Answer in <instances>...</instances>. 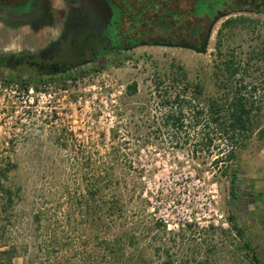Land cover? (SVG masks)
<instances>
[{
    "label": "rangeland",
    "instance_id": "1",
    "mask_svg": "<svg viewBox=\"0 0 264 264\" xmlns=\"http://www.w3.org/2000/svg\"><path fill=\"white\" fill-rule=\"evenodd\" d=\"M58 7L56 3L54 9ZM244 15L249 22L225 29L219 36L226 18L221 19L205 54L140 46L122 53L126 58L120 65L106 59L95 66L98 71L89 66L81 69L87 74L77 75V80H51L38 86L11 83L4 78L9 72L0 69V164L11 161L5 183L13 195L11 203L0 202V228L5 231L0 243L14 245L20 253L13 264H31L26 263L28 257L34 260L32 264L41 262V243L48 238L41 231V209L51 211L66 199V191H78L90 164L109 165L112 150L121 152L114 166L123 191L126 188L130 196L136 186L135 197L127 199L129 207H137L149 221H162L175 233L160 234L157 239L164 238L176 263L250 264L237 249L234 235L222 233L230 230L231 213L230 174L222 171L233 162L218 154L226 143L210 122L208 110L210 97H224L218 87L225 78L217 68L220 49L240 61L242 72L236 80L244 79L243 85L249 86L242 93L253 94L263 104L254 117L258 125L248 146L239 147L241 171L235 200L240 221L248 225L252 238L261 237L264 226L256 222L252 210L254 192H264V138L260 134L264 130V15ZM52 34L0 20V54L39 47ZM179 65L188 72L192 86L184 92L183 86L174 88L165 78L158 87V77ZM134 83L137 92L130 94L127 87ZM176 95L181 96L175 99ZM180 110L183 128L164 124L169 112ZM207 135L213 139L208 149L202 146ZM36 215H40V226ZM210 225L216 229L206 232ZM181 227L184 231L178 236ZM80 230L75 228L70 241L77 253L86 244L79 238ZM262 244L260 238V248ZM153 261L162 263L158 256Z\"/></svg>",
    "mask_w": 264,
    "mask_h": 264
},
{
    "label": "trees",
    "instance_id": "2",
    "mask_svg": "<svg viewBox=\"0 0 264 264\" xmlns=\"http://www.w3.org/2000/svg\"><path fill=\"white\" fill-rule=\"evenodd\" d=\"M117 1L118 11L121 16L123 14L127 26L125 39L135 47L146 42L147 45H171L195 51L202 46L211 25L217 19L226 18L219 30L220 36L225 29H236L240 24L249 22L250 19L245 17V13L264 15V0ZM219 45L220 37L217 46ZM125 58L118 53L109 60L115 65H120ZM217 60V68L225 77L218 83L224 97H210L208 110L210 122L217 126L222 135L221 139L226 143V149L218 150L220 152L218 154L228 162H233L222 171L225 175L230 174L231 196L230 230H223L222 233L234 235L238 243L237 249L243 252L250 264H264V244L261 248L258 245L260 238L264 242V233L261 237L252 238L248 225H244L239 219L235 203L241 171L238 155L240 148H246L249 144L248 140L258 125L254 117L261 113L263 104L255 101L253 94L249 93L250 99L249 94L242 93L249 86L243 85L244 79L236 80L242 72L240 61L229 54H224L220 49ZM248 66L245 65L246 68ZM91 70L98 71V67ZM82 73L87 74L86 71L77 70L66 73L56 80L61 83L77 80V75ZM4 78L11 83L25 86H38L46 82H41L38 77L30 75L24 79V74L16 78L8 76ZM165 78L172 81L174 88L183 86L184 92L192 86L188 80V72L180 65L171 73L159 76L157 86L163 84ZM127 88L130 94L137 92L136 83ZM233 88L234 93H231ZM195 89L200 92L199 86ZM252 90L256 92L257 87L254 86ZM180 96L176 95L175 99H179ZM184 121L183 111H172L166 115L164 124L171 123L176 128H183ZM260 134L264 138V130L260 131ZM115 137L113 135L112 138ZM212 142L213 139L207 135L203 138L202 146L208 149ZM120 153L119 150H112L109 153L112 161L109 165L90 164L88 172L82 176L84 184L78 191L76 190L74 194L66 191V199L56 204L51 211L47 207L41 209V231H44L48 238L41 243V262L38 264H154V256L162 259L161 264H178L164 238L157 239L160 234L167 236L175 233L168 231V227L162 221L153 219L149 221L144 212L137 211V207H129L127 199L132 200L135 197L136 186L132 187L129 196L126 194L127 189L125 188L124 192L122 183L117 179L114 161H118ZM10 162L0 164V202L5 201L4 205L13 200L11 187L5 183L11 168ZM253 200L255 208L252 214L257 218L256 222L264 226V192H254ZM61 214H64L63 218ZM35 220L40 226V215H36ZM77 226L82 228L79 238L86 242L82 253H77L74 247H70L71 235ZM185 226L192 228L191 223ZM212 229L216 227L210 225L206 232ZM183 231L184 227H181L178 236ZM4 232L0 228V240L4 238ZM24 254H28V251H24ZM19 255L14 245L0 243V264H13L12 261ZM25 258L27 260L26 255ZM28 259L30 262L27 260L26 263L34 262L30 257Z\"/></svg>",
    "mask_w": 264,
    "mask_h": 264
},
{
    "label": "flooded vegetation",
    "instance_id": "3",
    "mask_svg": "<svg viewBox=\"0 0 264 264\" xmlns=\"http://www.w3.org/2000/svg\"><path fill=\"white\" fill-rule=\"evenodd\" d=\"M96 7L92 0H0V5L19 13L35 12L25 27H37L41 32H53L39 47L18 53L0 54V69L8 77L24 74L38 77L41 82L57 81L62 75L86 66L94 68L99 62L113 55L128 52L140 46H132L125 38L127 26L123 14L118 11L117 0H102ZM59 7L56 9L55 4ZM94 5L97 10H93ZM108 12L112 17H108Z\"/></svg>",
    "mask_w": 264,
    "mask_h": 264
},
{
    "label": "water",
    "instance_id": "4",
    "mask_svg": "<svg viewBox=\"0 0 264 264\" xmlns=\"http://www.w3.org/2000/svg\"><path fill=\"white\" fill-rule=\"evenodd\" d=\"M92 1L96 7L103 6L108 11L109 10L111 11V7L109 8V4L107 2L102 1V0H92ZM94 5H92V7L94 8L93 10L95 11V10H97V8H95ZM35 16H37L35 14V12L34 13L33 12L19 13L18 11L14 10L13 8H7V7H3L0 5V20L4 21L8 25H14L17 23L26 25ZM109 16L112 17L111 13L108 12V17ZM219 21H220V19H217L216 21L213 22L202 46L200 48H198L197 50H195L196 52H198L200 54L207 53V49H208V46H209V43H210V40H211V37L213 34L214 27L216 26V24ZM155 46H158V45H155ZM164 47H173V46L169 45V46H164ZM178 48H183V47H178ZM184 49H188V48H184Z\"/></svg>",
    "mask_w": 264,
    "mask_h": 264
},
{
    "label": "built area",
    "instance_id": "5",
    "mask_svg": "<svg viewBox=\"0 0 264 264\" xmlns=\"http://www.w3.org/2000/svg\"><path fill=\"white\" fill-rule=\"evenodd\" d=\"M30 91L32 92V91H33V89L31 88V89H30Z\"/></svg>",
    "mask_w": 264,
    "mask_h": 264
}]
</instances>
